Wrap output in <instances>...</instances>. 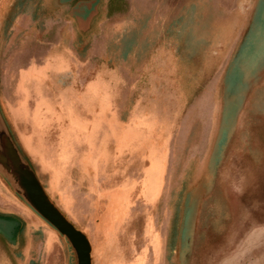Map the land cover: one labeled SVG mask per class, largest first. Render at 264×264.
<instances>
[{"label": "rangeland", "instance_id": "1", "mask_svg": "<svg viewBox=\"0 0 264 264\" xmlns=\"http://www.w3.org/2000/svg\"><path fill=\"white\" fill-rule=\"evenodd\" d=\"M243 21L215 42L214 90L180 105L168 83L139 106L142 90L120 73L111 105L110 75L96 97L93 74L56 65L62 57L38 34L46 26L7 10L0 113L52 201L90 239L93 264H264V1ZM178 34L184 56L209 45L191 23ZM14 185L0 171L1 200L31 209ZM47 224L41 264H78ZM4 262L16 264L14 254Z\"/></svg>", "mask_w": 264, "mask_h": 264}, {"label": "crops", "instance_id": "2", "mask_svg": "<svg viewBox=\"0 0 264 264\" xmlns=\"http://www.w3.org/2000/svg\"><path fill=\"white\" fill-rule=\"evenodd\" d=\"M263 1L0 0V22L14 7L22 24L46 26L38 34L52 42V57H62L56 65L71 67V71L80 66L81 74H93L91 88L96 97L98 89L107 87L102 75H110L111 105L118 101L120 73L133 78L135 92L142 90L135 100L139 106L148 104L144 97L157 96L168 83L175 90V103L182 105L183 99L192 103L200 88L214 90L215 42L223 46L231 40L235 27L244 23L246 10L258 9ZM189 23L196 26L198 38L209 44L194 57L184 56L178 34ZM263 72L264 65L258 75ZM142 79L149 88L146 84L137 87ZM145 112L139 107L133 121L143 119ZM44 221L27 206L8 208L0 198V264H6L8 253L14 254L16 264H41L47 238L54 235Z\"/></svg>", "mask_w": 264, "mask_h": 264}, {"label": "water", "instance_id": "3", "mask_svg": "<svg viewBox=\"0 0 264 264\" xmlns=\"http://www.w3.org/2000/svg\"><path fill=\"white\" fill-rule=\"evenodd\" d=\"M0 171L15 182L14 189L41 218L71 243L78 264H93L92 244L52 201L32 166L13 141L0 113Z\"/></svg>", "mask_w": 264, "mask_h": 264}]
</instances>
